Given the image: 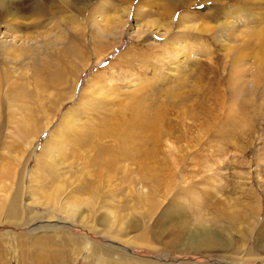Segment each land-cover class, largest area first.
Segmentation results:
<instances>
[{
	"label": "rangeland",
	"instance_id": "374dc122",
	"mask_svg": "<svg viewBox=\"0 0 264 264\" xmlns=\"http://www.w3.org/2000/svg\"><path fill=\"white\" fill-rule=\"evenodd\" d=\"M136 94L161 139L95 176L64 118L100 129ZM60 138L61 172L41 169L61 162L46 146ZM203 222L216 246L193 250L180 225ZM263 223L264 0H0V264H106L108 247L149 264H264Z\"/></svg>",
	"mask_w": 264,
	"mask_h": 264
},
{
	"label": "bare ground",
	"instance_id": "6f19581e",
	"mask_svg": "<svg viewBox=\"0 0 264 264\" xmlns=\"http://www.w3.org/2000/svg\"><path fill=\"white\" fill-rule=\"evenodd\" d=\"M168 76L165 74L166 78ZM162 77H164V75H162ZM94 85H95V83H94ZM100 88L101 87H98L97 90ZM93 91H94V93L96 92V90H93ZM144 97H146V96H144ZM131 99H132L131 104L129 103L130 107H129V105H127L128 107H125L126 110L131 111V114L129 113L130 114L129 116H128V114L127 115L125 114L126 115L125 116L123 114L124 112H121L123 116H121L120 114L117 115L118 111L121 109L117 110V114H115L116 113V110H115L113 113V115L115 114L114 117L113 116H111V117L107 116L108 118L106 117V119H104V117H101V118H103L100 120L101 124H102V122L105 123L106 120L107 121L109 120V123L100 129H98V127L92 125L95 123L90 122V124L91 123L92 124L88 125L87 122L82 121L83 117L75 116L74 114H70V112H67L68 117L64 118V123H66L65 127L69 131V134H66V136L68 135L71 138L73 135L74 144H77L79 147H81L83 149H93V155L91 157V162L94 163V165H96L95 176L101 175L103 169H108V168L111 169V167H114L113 165L115 163H118V161H121L122 159H125V158L130 159V158H133L134 156L135 157L138 156V158H139V154L137 153L138 149L140 148L139 146H141L142 144H148L149 141L157 142V141H159V139H161L162 130L159 126V119L160 118H158L156 115H154L152 113V111L150 112V111H147L146 109H144V107L147 105V103H146V105H144V101H143L144 98L142 96H139L138 94H136ZM93 101H95V100L93 99ZM100 104L98 103V105H100ZM91 106L93 107V105H91ZM150 106H151V104H150ZM121 108L123 110L125 109L122 106H121ZM83 119L85 120V118H83ZM100 122H98V123H100ZM63 141H64L63 138H60L59 140H56V142H53L52 145L46 144V146H49V147H51V149H54L55 158H59L61 162L59 164H57V163H49L48 164V163H45L44 157L43 158L38 157L39 166L41 169L46 168V166L48 165L49 168H51L53 171L57 170V171L61 172V170H60L61 167L59 165L64 164V162L67 160L66 159L64 161V158H65L63 155L64 152H63V149L62 150L60 149ZM65 141H68V140H65ZM62 146H64V145H62ZM143 151L144 152H142V156L145 159H149L152 157V155H153L152 152H150L148 150H143ZM105 153H107V155ZM66 157H68V156H66ZM43 160H44V162H43ZM146 163L147 162H145L143 165H141V166H143V168L145 170L147 169ZM42 165H46V166H42ZM117 167H118V165H117ZM117 167H115V168H117ZM72 168H73V166H72ZM65 171H66V169H65ZM60 172L57 174L58 176H59ZM148 175H150V174H148ZM151 176H150L151 179L153 178L154 180H158V177H157L158 175H156V173L152 174ZM31 180L33 181V179H31ZM141 180H142V177H141ZM80 188L81 187L78 186L74 190H79ZM78 207H79V205L78 206L77 205L72 206L75 213H78V211H77ZM242 217L243 216H238V215H237V217H234L232 219V222H230L228 230L234 229V230L239 231L240 230V224L242 223V221H241ZM176 219H177V223H179L178 222L179 217H176ZM243 220H244V218H243ZM253 225H254V223L249 224V226H252L251 227L252 231L254 230ZM180 226H182V227H181V230L179 231V234L182 232L185 234V231L186 232L189 231V233H190L191 240H189V241L191 242V249L201 250L203 248H213L216 246V240L218 238L213 232L214 227H212V225H207L206 222H203V223H200L199 226L203 227L204 230L198 229V230H194V231L191 230L190 227L185 225L184 223L181 224ZM42 227H44V226H42ZM45 227L48 228V226H45ZM262 228H264V223H263L261 229ZM243 230L244 229L241 228V232ZM251 234H252V232L249 233V236L247 237L246 240L250 239ZM256 234H257V236H256L257 240L263 241L264 229L260 232H257ZM179 237H180V235H179ZM68 239L70 240L71 238H68ZM260 241L256 242V244H260ZM78 243H79L78 240L73 242V244H78ZM59 249H63V248L61 247ZM103 249L104 248H99V246H97V245H92L90 247V250H91L90 255L92 257L98 256V255L101 256V252L103 251ZM64 252H66V251H64ZM64 252H63V254H64ZM105 252L107 253L108 256H110L106 260H103L106 262V264H120L119 261H122V260L123 261L127 260V262L135 261V260L130 259L126 256H125V258H123L124 254H122V256H120V260L114 259L112 256V253L114 252L113 247H108ZM56 258H59V255L56 256ZM101 261H102V259L99 260V263ZM136 261H135V263H136ZM139 263L140 264H149L148 262L146 263V262L137 261V264H139ZM40 264H43V263L41 262ZM46 264H64V263H61L60 259H57L54 262L52 258H48V261ZM86 264H92V263L88 262Z\"/></svg>",
	"mask_w": 264,
	"mask_h": 264
}]
</instances>
